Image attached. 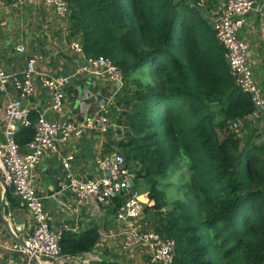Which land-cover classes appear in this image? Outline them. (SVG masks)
I'll list each match as a JSON object with an SVG mask.
<instances>
[{"label":"trees","instance_id":"obj_1","mask_svg":"<svg viewBox=\"0 0 264 264\" xmlns=\"http://www.w3.org/2000/svg\"><path fill=\"white\" fill-rule=\"evenodd\" d=\"M66 2L69 35L122 71L111 115L125 131L113 144L147 185L146 226L175 240L173 264H264V144L229 128L253 106L204 16L211 0ZM98 239L86 227L61 246L83 252Z\"/></svg>","mask_w":264,"mask_h":264},{"label":"built area","instance_id":"obj_2","mask_svg":"<svg viewBox=\"0 0 264 264\" xmlns=\"http://www.w3.org/2000/svg\"><path fill=\"white\" fill-rule=\"evenodd\" d=\"M11 5L18 9L25 5L43 7L57 19L62 33L67 34L68 28L64 25L69 7L66 0H12ZM255 9L262 13L264 4H257L255 0H225L212 18V30L224 49L228 72L236 87L249 95L253 106L250 113L229 121V128L234 132L239 130L243 121L255 126L258 120L264 118V91L253 78L250 41L239 35L246 15ZM67 46L79 58L75 69L68 74H49L38 70L35 56H29L24 67L17 72H6L0 67V96L4 102L0 176L6 186L13 185L14 193L22 201L18 208L25 217L24 233L21 235L25 246L10 236L6 238L0 229V257H6L8 253L7 264H132L131 257L140 250L147 256L148 264H173L175 240L146 226L142 199L132 188L134 173L126 166L124 154L120 151L98 152L94 159L97 172L92 177L74 174L71 170L74 155H63L61 163L66 180L60 188L71 193L75 208L85 205L94 210L93 215L99 214L103 208L112 209L115 226L113 246L118 257L114 256V260L103 252L105 242L102 236L91 250L76 253L62 250L64 233L77 235L86 227L79 222L77 215H71L72 208L68 203L58 205L63 220L59 226H52V214L45 207L44 196L37 191L34 169L42 158L60 155L61 147L70 137L87 135L90 131L103 134L109 127H119L110 116L115 93L121 88L123 79L121 69L111 58L87 55L78 38L70 37ZM25 49L23 41L15 42L17 52L23 53ZM78 76L110 81L113 86L109 97L99 99L95 111L83 112L78 119L64 118L65 87ZM116 81L120 82V86L114 88ZM37 86L43 90L48 88L44 108L39 103L31 105L30 102ZM91 95L88 91L84 93L86 98ZM47 112L58 117L50 118ZM20 128L33 129L32 138L24 145L16 139ZM120 197L123 199L118 202ZM20 228L17 225L15 232ZM27 229L29 231L24 237ZM133 264H137L136 261Z\"/></svg>","mask_w":264,"mask_h":264},{"label":"crops","instance_id":"obj_3","mask_svg":"<svg viewBox=\"0 0 264 264\" xmlns=\"http://www.w3.org/2000/svg\"><path fill=\"white\" fill-rule=\"evenodd\" d=\"M11 2L12 0H0V67L6 72H17L24 67L29 56H35L37 69L40 71L49 74H68L73 71L79 62V58L67 46L71 37L69 29L64 35L57 19L50 12H46L43 7L32 8L25 5L24 8L18 9L14 8ZM255 2L264 4V0H255ZM239 34L250 41V58L253 64L254 78L264 90V10L262 13L256 9L250 11L246 15L245 24ZM19 41H23L25 44L26 49L23 53L15 50V42ZM112 86L110 81L91 76L73 78L65 87L66 103L63 117L78 119L83 115V112L95 111L99 99L109 97ZM86 91L92 94L88 98L84 96ZM45 98H47V92L37 86L36 93L30 98L31 105L39 103L41 108H44ZM3 103L0 96V139H2L1 114ZM46 115L50 118L58 117L50 112H47ZM92 135L70 137L61 147L60 155L42 158L34 169L36 187L37 191L45 198L46 209L52 214L51 224L53 227L59 226L63 220L58 205L70 204L71 215H77L79 222L85 227H95L98 230L99 237L102 236L101 239L105 242L103 252L115 260L114 256L117 255L114 253L113 246L115 243L113 238L115 226L111 217L112 209L110 207L103 208L99 214L93 215L94 210L85 205L75 208L71 193L60 189L66 180L61 163L63 155L67 153L74 155L71 162V170L74 174L92 177L97 172L94 163L95 155L98 152L109 153L105 151L111 142L109 136L97 133H92ZM4 190L5 188L0 184V194ZM12 197V193L8 192L7 202L13 206L12 203L15 200L16 205L14 206L18 208L17 200H12ZM13 198L19 199L16 194ZM21 214V211L16 210L14 216ZM13 228L15 229V226ZM5 237L10 238L8 234ZM7 258L8 253L6 257H0V264H7ZM130 261L132 264L135 261L137 264H148L147 256L140 250L136 251Z\"/></svg>","mask_w":264,"mask_h":264},{"label":"rangeland","instance_id":"obj_4","mask_svg":"<svg viewBox=\"0 0 264 264\" xmlns=\"http://www.w3.org/2000/svg\"><path fill=\"white\" fill-rule=\"evenodd\" d=\"M205 1L206 0H200V4L204 5L205 4ZM224 1L225 0H211V3L210 4L204 5L205 7L209 6V8H210V10H205L204 16L207 19V21L209 22V24H210L211 27H212V18L214 16V14L221 9L222 4L224 3ZM64 26H66V27L68 26V20H67V18H66V24ZM253 78H254V75H253ZM254 80H255V78H254ZM255 82H256V80H255ZM256 83L258 84V82H256ZM260 87L263 89L262 86H260ZM111 117H112V115L110 116V119H111ZM112 118L115 120V122H117V125H120V127H117V128L116 127H109L108 128L109 130L107 132L103 133V134H106L107 136H109L108 138L111 141L110 144L107 146L108 147L107 150H105L106 152L120 151L117 147H115V145L113 144V142L119 140L122 137V134L125 131L124 127L121 126L122 124H119V121L117 119H115L114 117H112ZM236 133L238 134L237 136L239 138H241V139L244 136H246V135L252 134L253 137L255 136L254 137V141L255 142H259V143L264 144V118L261 119V120H258V122H257V124L255 126L253 124H250L248 122L243 121L241 123L240 127H239V130ZM88 134L90 136H93L91 131L88 132ZM177 175L178 174H174L172 177L175 178ZM132 185H133L132 188L135 189L137 192L141 193L142 195L139 194L140 196H143L144 197V199L142 200L143 205L144 206H149L150 205V202L148 201L147 193L145 192L147 190V188H146L147 185L145 184V182L143 180L139 179V178L138 179H133ZM169 188H171V187H169ZM168 194L171 195V196H175V192H174L173 188L170 189V190H168ZM13 199H16L17 200V204L18 205H21L22 201H21L20 198L17 199V198H13L12 197V200ZM12 204H13V206L16 205V201L13 200V203ZM0 228H1V222H0ZM28 231L29 230L27 229L26 232H25V234H24V237L27 236V232ZM112 264H117V263H112Z\"/></svg>","mask_w":264,"mask_h":264},{"label":"water","instance_id":"obj_5","mask_svg":"<svg viewBox=\"0 0 264 264\" xmlns=\"http://www.w3.org/2000/svg\"><path fill=\"white\" fill-rule=\"evenodd\" d=\"M120 82L116 81L114 88L119 87ZM48 88H45V91H47ZM105 175H108V172H105ZM0 184L3 185L5 190L3 193L0 194V222H1V233L8 234L10 237H12L16 242L24 245V242L21 239V235L23 234V228L25 225V217L23 214L14 216L15 211H21L20 208H16L15 206H12L10 203L7 202V193H12V196L14 197V187L13 185L6 186L4 182L2 181V178L0 176ZM19 225L21 228L18 232H15L14 226L16 227Z\"/></svg>","mask_w":264,"mask_h":264}]
</instances>
